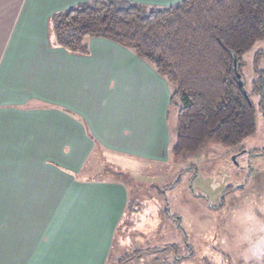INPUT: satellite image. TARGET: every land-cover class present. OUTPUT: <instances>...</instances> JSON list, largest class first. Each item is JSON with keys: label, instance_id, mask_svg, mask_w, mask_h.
<instances>
[{"label": "crops", "instance_id": "1", "mask_svg": "<svg viewBox=\"0 0 264 264\" xmlns=\"http://www.w3.org/2000/svg\"><path fill=\"white\" fill-rule=\"evenodd\" d=\"M89 1L0 0V264H112L131 199L103 165L135 179L136 166L171 155L164 78L106 39L86 38L87 54L53 45L51 16ZM256 215L252 232L264 227ZM242 247L230 264H264Z\"/></svg>", "mask_w": 264, "mask_h": 264}, {"label": "trees", "instance_id": "2", "mask_svg": "<svg viewBox=\"0 0 264 264\" xmlns=\"http://www.w3.org/2000/svg\"><path fill=\"white\" fill-rule=\"evenodd\" d=\"M49 29L53 45L69 53L87 54L86 38L106 39L130 50L165 79L168 108L176 111L170 149L175 165L211 146L238 147L256 129L251 96L264 102V71L254 65L257 78L250 91L245 90L242 71L244 55L264 39V0H181L165 8L91 0L52 15ZM191 169H183L180 176ZM130 257L112 264H124ZM182 260L175 257L172 264Z\"/></svg>", "mask_w": 264, "mask_h": 264}, {"label": "rangeland", "instance_id": "3", "mask_svg": "<svg viewBox=\"0 0 264 264\" xmlns=\"http://www.w3.org/2000/svg\"><path fill=\"white\" fill-rule=\"evenodd\" d=\"M258 53L262 55L257 58ZM243 59L244 87L250 91L257 78L254 65L258 72L264 71V39ZM259 101V96H251L256 129L238 147L211 146L179 165L170 155L163 164L146 163L141 169L136 166L133 172L139 178L135 179L105 167L103 177L124 184L129 199L134 200L133 212L126 216L113 242V262L131 256L124 264H172L175 257L183 259L177 264H230L226 253L236 256L245 243L247 251L251 252L248 246L255 245L264 255V246L261 249L257 244L264 242V227L255 230L260 238L257 242L255 231H251L256 224L241 223L247 213L264 211L260 201L264 198V102L261 105ZM175 115L174 109L169 110L171 144L175 140ZM248 152L263 159L253 166V156ZM189 166L194 169L180 176L179 172ZM230 186L234 188L226 191Z\"/></svg>", "mask_w": 264, "mask_h": 264}, {"label": "clouds", "instance_id": "4", "mask_svg": "<svg viewBox=\"0 0 264 264\" xmlns=\"http://www.w3.org/2000/svg\"><path fill=\"white\" fill-rule=\"evenodd\" d=\"M241 223L248 225V224H257L259 225L260 222L255 218V214L254 213H247L245 215V217L241 220ZM264 226V225H261Z\"/></svg>", "mask_w": 264, "mask_h": 264}, {"label": "water", "instance_id": "5", "mask_svg": "<svg viewBox=\"0 0 264 264\" xmlns=\"http://www.w3.org/2000/svg\"><path fill=\"white\" fill-rule=\"evenodd\" d=\"M234 73H235L236 78L238 79V86H239L240 88H242L243 85H242V82H241V80H240V75L237 73L236 69H234ZM242 93L245 95V90H244V89H242ZM232 161L234 162V157L232 158ZM234 163H235V162H234ZM235 164H236V163H235Z\"/></svg>", "mask_w": 264, "mask_h": 264}]
</instances>
